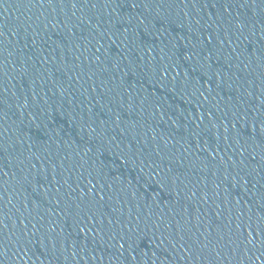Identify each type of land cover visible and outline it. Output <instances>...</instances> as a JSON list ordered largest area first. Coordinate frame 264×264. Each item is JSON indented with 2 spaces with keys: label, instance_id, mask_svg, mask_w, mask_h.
Masks as SVG:
<instances>
[{
  "label": "water",
  "instance_id": "95a60500",
  "mask_svg": "<svg viewBox=\"0 0 264 264\" xmlns=\"http://www.w3.org/2000/svg\"><path fill=\"white\" fill-rule=\"evenodd\" d=\"M0 264H264V0H0Z\"/></svg>",
  "mask_w": 264,
  "mask_h": 264
}]
</instances>
